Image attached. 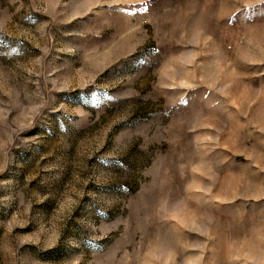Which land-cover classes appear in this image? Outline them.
Masks as SVG:
<instances>
[{
	"label": "rangeland",
	"instance_id": "374dc122",
	"mask_svg": "<svg viewBox=\"0 0 264 264\" xmlns=\"http://www.w3.org/2000/svg\"><path fill=\"white\" fill-rule=\"evenodd\" d=\"M0 264H264V0H0Z\"/></svg>",
	"mask_w": 264,
	"mask_h": 264
}]
</instances>
